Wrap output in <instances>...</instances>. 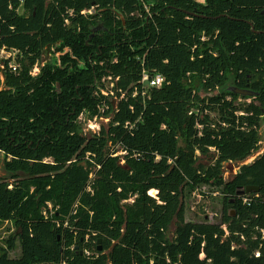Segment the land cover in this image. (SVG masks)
I'll return each mask as SVG.
<instances>
[{"label": "trees", "instance_id": "obj_1", "mask_svg": "<svg viewBox=\"0 0 264 264\" xmlns=\"http://www.w3.org/2000/svg\"><path fill=\"white\" fill-rule=\"evenodd\" d=\"M4 46L23 58L0 92V220L19 229L0 264H264V153L223 177L259 146L264 0H0ZM51 46L68 50L61 66L33 77ZM143 70L166 87L145 88ZM104 76L126 95L87 137L76 119L109 112ZM203 183L226 193L219 223L184 218L186 187Z\"/></svg>", "mask_w": 264, "mask_h": 264}, {"label": "rangeland", "instance_id": "obj_2", "mask_svg": "<svg viewBox=\"0 0 264 264\" xmlns=\"http://www.w3.org/2000/svg\"><path fill=\"white\" fill-rule=\"evenodd\" d=\"M202 2L204 0H198ZM55 48H46L43 51L42 60L44 63L47 62H55L56 61V53L54 52ZM3 59L0 58V87L4 86L3 72L2 68L4 66ZM193 84L196 87L198 93L203 96H210L217 91H207L202 87L201 82L198 80H193ZM250 100V101H249ZM246 100L244 98L238 100V103L242 102H251V99ZM116 105V101L114 100L111 104V110ZM216 114L212 113L211 116L214 117ZM260 142L258 148L246 159L245 162L242 163H227L223 168V177L226 181L231 180L238 172L240 166L244 163H252L255 161L261 154L264 153V117L262 118L260 129ZM87 137H93L94 134L86 133ZM182 145V141H180ZM1 174L5 175L6 172L4 167L1 168ZM225 198L226 193L224 192L223 187H217L211 184H200L196 187H186L184 193V218L186 221L192 222H200V221H208L212 223L221 222L223 217V212L225 210ZM175 230V225L172 224L168 235L170 238L173 237ZM19 233V229L15 225V223L10 220H0V255L4 248H7V241L10 238H15ZM9 256L12 258H19L21 256V246L19 240L16 241V247L12 251L9 252Z\"/></svg>", "mask_w": 264, "mask_h": 264}, {"label": "built area", "instance_id": "obj_3", "mask_svg": "<svg viewBox=\"0 0 264 264\" xmlns=\"http://www.w3.org/2000/svg\"><path fill=\"white\" fill-rule=\"evenodd\" d=\"M21 3L24 2V0H20ZM94 9L88 10V11H83L82 14L87 15V14H91L93 13ZM19 12H22V6L18 8ZM72 14V12H71ZM67 23H69V20H66ZM0 56L1 58H3L9 66V69L13 72H18L21 69V62L20 59L23 58V54L22 51L16 48H11V47H6L4 46L3 48H1L0 50ZM40 68H41V62L38 61L36 62V64H34V66L32 67V69L30 70V74L32 76H36L39 72H40ZM116 81L117 79H113L112 76H104L102 78V82H104L106 84V91L104 92L107 97H110L111 101H116V105L113 108V111L117 109V102L119 100H122L125 95L126 92L120 90L121 95L120 97L116 95V91H115V86H116ZM166 83L165 77L161 74H151L150 72H148L147 70H143L142 72V78H141V84L144 85L145 88H162V85ZM137 94V89L134 91L133 95L135 96ZM144 94V92H143ZM112 104V103H111ZM108 108V106L106 105H100L99 106V112L100 113H104L105 109ZM80 119L82 121L85 122V130L86 132H92L93 134H99L101 131V128L104 124H108L110 121V117H106V116H95L92 119H87V117L84 114H81ZM128 125V124H127ZM133 127V125H132ZM128 154L127 150H123L120 147V144H116L115 147L112 149V153L111 156L113 157H121L120 158V163L124 164L125 163V155ZM134 156L136 157L137 155L134 154ZM129 201H133V198H130Z\"/></svg>", "mask_w": 264, "mask_h": 264}, {"label": "flooded vegetation", "instance_id": "obj_4", "mask_svg": "<svg viewBox=\"0 0 264 264\" xmlns=\"http://www.w3.org/2000/svg\"><path fill=\"white\" fill-rule=\"evenodd\" d=\"M91 14H93V13H91ZM95 36V33H93L92 34V36L90 37V39H92L93 37ZM48 48H55V46H51V47H48ZM54 52L57 54L56 55V61L55 62H53V63H51V62H47V63H44L43 62V60H42V57H41V59H40V62H41V68H42V66L43 65H45V64H48V63H51V64H56V65H58V66H61V54H64V53H66V52H68V50H65V51H63L62 53L61 52H58V51H56V49H54ZM42 56H43V54H42ZM0 58H1V56H0ZM1 59H3V58H1ZM3 62H4V66H3V68H2V72H3V79H4V86L3 87H0V92L1 91H3V90H5V89H7L8 87L6 86V73L8 72V71H10L9 70V66H8V63L3 59L2 60ZM41 68H40V72L36 75V76H33V77H37L40 73H41ZM106 90L104 89L103 91H102V94L103 95H105V96H107L104 92H105ZM252 91V90H251ZM107 92V91H106ZM254 92V91H253ZM109 99H110V97H108ZM110 101H111V99H110ZM113 101H111V103H112ZM100 106V105H99ZM99 106H98V111L96 112V113H91L89 110H82L79 114H78V116H77V119H76V122L77 123H79L80 125H81V128H82V130H81V132H82V134L84 135V136H86V130H85V122L84 121H82L81 119H80V116H81V114H84L86 117H87V119H92L93 117H95V116H97V115H99V116H106V117H110V121H109V123L108 124H104L103 126H102V128H101V131H100V133L99 134H94L95 136H97V135H100L101 134V132H102V130L103 129H108V127H109V124H110V122H111V120H112V117H113V110H111V108L109 109V112L107 113L106 111L104 112V113H100L99 112ZM111 107V106H110ZM90 134L92 133L91 131L89 132ZM93 134V133H92ZM260 142V141H259ZM258 145H259V143H258Z\"/></svg>", "mask_w": 264, "mask_h": 264}, {"label": "water", "instance_id": "obj_5", "mask_svg": "<svg viewBox=\"0 0 264 264\" xmlns=\"http://www.w3.org/2000/svg\"><path fill=\"white\" fill-rule=\"evenodd\" d=\"M198 1V0H197ZM199 2V1H198ZM166 87V83H164L162 85V88ZM234 91L239 94V95H243V96H254L255 92L249 90V89H242V88H235ZM246 164V163H244ZM259 188L257 186H248L245 190H242L240 193H249L251 191H258ZM100 242V241H99ZM99 249L101 250V247H99Z\"/></svg>", "mask_w": 264, "mask_h": 264}]
</instances>
